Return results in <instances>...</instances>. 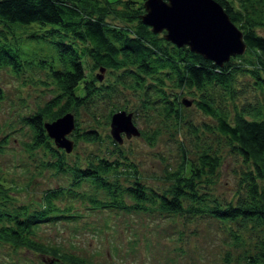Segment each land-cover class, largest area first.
I'll return each mask as SVG.
<instances>
[{"label":"trees","instance_id":"trees-1","mask_svg":"<svg viewBox=\"0 0 264 264\" xmlns=\"http://www.w3.org/2000/svg\"><path fill=\"white\" fill-rule=\"evenodd\" d=\"M143 1L0 0V70L9 71L20 85L40 83L50 92L47 100L19 114L28 130L19 141L29 151L47 150L54 160L40 157L39 161L70 176L68 188L49 189L33 206L10 197L8 188L18 190L21 185L3 174L0 244L13 251L25 248L55 256L65 264H89L82 256L41 241L37 234L51 219L69 221L78 216L69 205L59 207L56 202L74 193L81 197L83 208L91 211H145L178 217L183 226L192 224L193 233L201 232L199 224L206 225L223 246L238 248L244 264H264V102H236L242 86L259 91L264 98V35L256 30L264 28V0H215L241 30L246 44L245 52L221 66L151 32L140 20ZM43 42L57 47V60L33 51L34 45L43 47ZM90 68L108 70L113 78L101 83L98 75L89 73ZM37 70L41 75L35 79L26 74ZM239 78L249 80L240 82ZM130 89L142 90V105L155 115L166 116L174 127L181 124L191 142V157L180 145L176 167L163 170L167 188L142 182L135 164L119 154L88 156L84 162L67 165L62 161L65 150L57 148L43 128L45 121L70 112L75 121L71 135L100 144L102 136L93 129L79 133L78 109L89 111L97 99L109 100L114 92ZM216 91L232 99L231 112L217 101ZM180 94L190 95L192 104L212 123L198 125L181 118ZM143 117L149 122L148 112ZM139 131L148 140H154L157 133L150 126L146 133ZM206 132L217 134L244 165L232 201L221 202L207 191V182L218 169L219 153L201 137ZM106 136L117 149L118 143ZM107 147L104 154L112 149ZM183 232L178 233V241L183 240ZM6 262L5 258L1 263Z\"/></svg>","mask_w":264,"mask_h":264},{"label":"rangeland","instance_id":"rangeland-1","mask_svg":"<svg viewBox=\"0 0 264 264\" xmlns=\"http://www.w3.org/2000/svg\"><path fill=\"white\" fill-rule=\"evenodd\" d=\"M256 30L264 35V28ZM43 43V47L34 45L33 51L57 60V47L50 42ZM88 70L89 73L98 75L101 83L113 78L108 70ZM8 73L10 72L0 70V179L4 177L3 174L13 178L21 187L18 190L8 188L10 197L36 206L42 194L49 189L68 188L67 181L70 176L65 170L50 167L39 161L40 157L43 161L54 160L55 156L47 150L44 152L43 149L36 148L29 151L19 141L25 139L28 133L27 128L20 123L19 114H26L37 103L41 104L47 100L50 92L40 83L28 82L20 85L17 81L19 79L16 80ZM26 74L35 79L41 72L28 71ZM247 79L239 78L240 82L248 81ZM240 89L242 95H238L236 102H264L259 91L249 86H242ZM214 95L217 101L228 106L231 112L232 99L221 95L219 91ZM143 98L142 90L130 89L120 93L114 92L109 100L97 99L95 107L91 106L89 111L78 109L76 119L79 133L90 128L100 133L103 140L99 144L97 141L88 142L82 138H74L73 134L69 135L73 146L69 152L64 151L62 154L63 163L68 165L73 161L84 162L94 155L119 154L135 164L142 182L159 189L167 188L168 182L163 178V170L176 167L180 159V145L184 146L187 155L191 157L192 145L188 134L181 130V124L178 129L168 123L166 116L155 115L152 110L142 105ZM179 98L181 118L198 125L203 122L212 123L209 117L192 104L190 95L180 94ZM183 100L190 101V104H184ZM121 109L131 112L132 119L140 130L146 133L148 126L156 130L155 139L148 140L140 134L130 138L122 135V142L118 143L117 149H113L106 136H110L108 113ZM147 112L150 115L149 122L143 117ZM182 122L184 121H180ZM201 137L212 142L219 153L218 169L208 180L207 191L221 202L234 200L239 171L244 167L242 161L229 150L217 134L206 132ZM105 147L112 149L104 154ZM76 188V191H79L78 186ZM56 202L60 204L59 207L69 205L71 212L74 214V211H77L75 213L78 216L69 221L62 217L56 219L57 221L51 219L44 226L41 225L37 232L40 240L82 256L89 264H244L242 257L237 253L238 248L223 246L217 233L209 231L203 224H199L201 232L193 233L192 224L183 226L178 217H163L161 214L145 211H91L83 208L81 197L78 194L74 196V193L59 197ZM74 207L77 209L74 210ZM171 221L176 223L172 224ZM181 231H184V237L182 241H178V233ZM224 250L231 253L227 262L224 261L227 253ZM5 258L6 264H65L55 256L39 254L25 248L13 251L11 246L0 244V264Z\"/></svg>","mask_w":264,"mask_h":264},{"label":"water","instance_id":"water-1","mask_svg":"<svg viewBox=\"0 0 264 264\" xmlns=\"http://www.w3.org/2000/svg\"><path fill=\"white\" fill-rule=\"evenodd\" d=\"M140 20L151 32L161 33L176 47L186 46L218 66L231 56L242 54L246 48L241 30L215 0H144ZM183 103L189 105L190 101L183 100ZM109 126V133L117 143L122 142V135L130 138L140 134L131 112L122 109L111 113ZM74 127L70 112L43 123L54 145L66 152L73 146L69 135Z\"/></svg>","mask_w":264,"mask_h":264}]
</instances>
